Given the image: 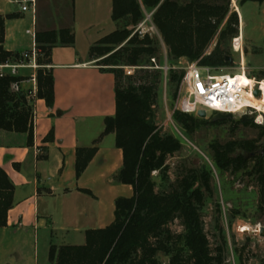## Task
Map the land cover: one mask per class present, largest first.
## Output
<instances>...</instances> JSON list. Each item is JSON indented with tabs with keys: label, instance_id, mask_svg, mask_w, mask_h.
I'll return each instance as SVG.
<instances>
[{
	"label": "trees",
	"instance_id": "trees-1",
	"mask_svg": "<svg viewBox=\"0 0 264 264\" xmlns=\"http://www.w3.org/2000/svg\"><path fill=\"white\" fill-rule=\"evenodd\" d=\"M249 0H240L244 4ZM263 2L264 0H256ZM144 10H155L153 21L175 59L201 58V65L223 66L226 56L219 48L209 55L205 51L219 32L221 38L238 32L239 18L230 12V0H190L181 4L178 0H113L112 19L117 29L101 38L90 48L91 60L100 57L98 65H141V57L154 58L157 48L148 35L139 39L134 28L143 20ZM16 14L0 16V62L17 57L5 48L6 20ZM35 41L48 64L51 51L56 46H74L73 28L36 32ZM118 47V49H117ZM116 78V113L105 119V133L114 132L116 143L123 151V166L114 176L121 184L131 185L130 197L115 201V219L105 228L86 231L83 245H53L49 258L55 264H165L159 253L169 258L166 264H228L225 243L212 247L205 232L201 208L204 204L203 187L211 190V177L205 169L193 171L177 181L171 189L158 190L152 173H165L166 159L179 151L182 144L171 134L163 135L154 121L153 104L157 95L159 74H146L138 85L123 87L121 76L125 71L110 68ZM126 76V75H125ZM170 80L180 77L170 70ZM132 79L131 76L127 77ZM25 77L10 74L0 76V131L27 133V144H34V97L45 99L49 106L54 102V78L50 70L37 72V92L17 87ZM175 119L190 132L197 119L188 113L175 112ZM153 123L149 124V120ZM53 139V132L47 140ZM257 140L221 145L212 143L214 161L224 171H238L254 162L253 170L264 182V142ZM237 145V146H236ZM96 152L95 147L77 151L76 173L80 176ZM15 186L7 172L0 167V227L7 224V214L14 202ZM181 219L182 232H173L170 224ZM240 264H245L240 257Z\"/></svg>",
	"mask_w": 264,
	"mask_h": 264
},
{
	"label": "crops",
	"instance_id": "crops-1",
	"mask_svg": "<svg viewBox=\"0 0 264 264\" xmlns=\"http://www.w3.org/2000/svg\"><path fill=\"white\" fill-rule=\"evenodd\" d=\"M24 1L0 0V16L16 14L6 20L4 46L19 54L32 47L27 30H51L37 28L38 3L49 0H35L34 11L26 12ZM112 12L113 0H72L75 44L54 47L48 63L52 106L35 96L32 71H22L25 80L16 88L35 96L34 144H27V133L0 131V167L15 186L7 224L0 227V264H55L49 258L53 245L85 244L87 230L114 221L116 186L132 189L114 179L123 151L116 134L105 133V119L116 113L115 73L89 56L91 46L117 29ZM91 147L96 152L77 176V151Z\"/></svg>",
	"mask_w": 264,
	"mask_h": 264
},
{
	"label": "rangeland",
	"instance_id": "rangeland-1",
	"mask_svg": "<svg viewBox=\"0 0 264 264\" xmlns=\"http://www.w3.org/2000/svg\"><path fill=\"white\" fill-rule=\"evenodd\" d=\"M178 1L185 4L190 0ZM154 11L144 10L143 20L134 28V32L137 31L139 39L146 35L150 37L152 45L157 48L155 57L142 56L139 66L121 65V62L120 65L107 66L113 69L122 68L125 71L120 78L123 87L129 84L138 85L143 82L146 74H150V79L159 74L157 95L153 104L154 121L163 135H173L180 140L182 147L167 157L168 168L164 174L160 171L152 173L153 180L157 183L158 190L168 191L172 185L177 184L178 180L190 175L193 171L199 173L204 169L208 171L211 177V190L207 191L203 187L205 199L201 214L205 232L212 247L225 243V257L228 264H240V257L245 264H264V238L254 233L257 226L264 227V182L253 170V161H250L248 168L238 171L221 170L214 161V150L211 146L215 142L225 145L252 140H257L256 144L262 145L264 115L263 119H259V113L253 111L247 115L233 116L231 119H216L215 114L211 112L205 118L191 114L197 122L194 130L188 132L183 124L175 119L174 114L178 111L183 112L179 107V93L187 67L191 64L201 65L202 59L173 58L159 29L154 24ZM230 12L238 14V32L221 38L220 32L226 24V18L204 54L209 55L219 48L226 56L227 64L217 67L228 68L227 72L230 73L242 71L240 63L245 56L247 76L258 81L264 79V1L249 0L241 5L240 0H230ZM37 17L39 30L70 27L72 0L40 1ZM240 43L241 50L238 51L236 45ZM103 58H97L95 61L102 63ZM126 67H134L131 75L126 74ZM171 69L176 71L180 77L179 80L174 82L170 80ZM128 76L132 79H128ZM131 195L132 189L122 185L116 186L115 198ZM107 207L112 215V204L109 203ZM246 226L249 231L244 229ZM170 228L173 232H182L184 228L181 219L177 218L173 221ZM158 257L162 263L166 264L169 261V258L162 253H159Z\"/></svg>",
	"mask_w": 264,
	"mask_h": 264
},
{
	"label": "built area",
	"instance_id": "built-area-1",
	"mask_svg": "<svg viewBox=\"0 0 264 264\" xmlns=\"http://www.w3.org/2000/svg\"><path fill=\"white\" fill-rule=\"evenodd\" d=\"M35 6V0H25L22 5V10L25 12L29 10L34 11ZM27 33L33 39L32 47L23 51L17 57L0 62V76L10 74L23 77V70H31L32 74L30 78L36 81L38 70L50 69L51 66L49 64L40 62L43 54L35 41L36 32L29 29ZM133 68L126 67V74L131 75ZM227 70L228 68L217 66L189 65L182 78L179 93L180 109L184 113L196 115L199 110H205L207 116L209 112L212 114L218 112L231 113L233 116L247 115L253 111L257 112L248 102L246 93L250 92L253 97L258 99L263 95V90L258 80L254 78L256 82L252 89H249L248 86H243L238 83L237 73H230ZM29 94L34 96L33 90L29 91Z\"/></svg>",
	"mask_w": 264,
	"mask_h": 264
},
{
	"label": "bare ground",
	"instance_id": "bare-ground-1",
	"mask_svg": "<svg viewBox=\"0 0 264 264\" xmlns=\"http://www.w3.org/2000/svg\"><path fill=\"white\" fill-rule=\"evenodd\" d=\"M241 16L243 17L242 14H241ZM241 38H243V35H241ZM236 49L238 51L241 50V43H240V45H236ZM245 65H246L245 56H243L241 63H240V68L242 71L240 73H237V80H238L239 84H241L243 86H248L249 89H252L256 80L252 77L247 76ZM258 82H259V84L263 90V95L258 99V98L253 97L252 94L249 92V93H246V97L248 98V102L254 107V109H256L257 112H259V119H262L263 115H264V79H261ZM241 228H242V226H241ZM247 228L248 227L246 226L244 229L247 230ZM254 231L264 233V227L257 226Z\"/></svg>",
	"mask_w": 264,
	"mask_h": 264
},
{
	"label": "water",
	"instance_id": "water-1",
	"mask_svg": "<svg viewBox=\"0 0 264 264\" xmlns=\"http://www.w3.org/2000/svg\"><path fill=\"white\" fill-rule=\"evenodd\" d=\"M198 117L200 118H205L207 117V112L205 110H199L198 113H197ZM214 118L216 119H231L233 118V115L231 113H221V112H218L214 115ZM149 124H152L153 123V119H150ZM246 231H249L248 229ZM254 233L260 237H263L264 238V233L262 232H258V231H254Z\"/></svg>",
	"mask_w": 264,
	"mask_h": 264
}]
</instances>
